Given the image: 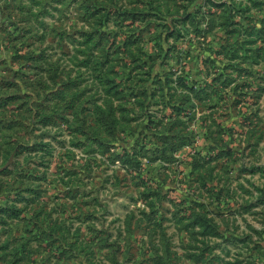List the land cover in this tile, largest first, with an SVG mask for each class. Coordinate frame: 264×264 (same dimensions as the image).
I'll list each match as a JSON object with an SVG mask.
<instances>
[{
	"label": "rangeland",
	"instance_id": "374dc122",
	"mask_svg": "<svg viewBox=\"0 0 264 264\" xmlns=\"http://www.w3.org/2000/svg\"><path fill=\"white\" fill-rule=\"evenodd\" d=\"M0 168V264H264V0H0Z\"/></svg>",
	"mask_w": 264,
	"mask_h": 264
},
{
	"label": "water",
	"instance_id": "95a60500",
	"mask_svg": "<svg viewBox=\"0 0 264 264\" xmlns=\"http://www.w3.org/2000/svg\"><path fill=\"white\" fill-rule=\"evenodd\" d=\"M6 166H8V164H7V165H5L4 167H6ZM0 169H2V168H0Z\"/></svg>",
	"mask_w": 264,
	"mask_h": 264
}]
</instances>
